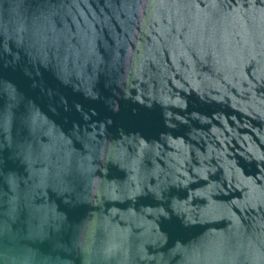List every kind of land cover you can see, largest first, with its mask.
<instances>
[{"label":"water","instance_id":"95a60500","mask_svg":"<svg viewBox=\"0 0 264 264\" xmlns=\"http://www.w3.org/2000/svg\"><path fill=\"white\" fill-rule=\"evenodd\" d=\"M0 264H264V0H0Z\"/></svg>","mask_w":264,"mask_h":264}]
</instances>
